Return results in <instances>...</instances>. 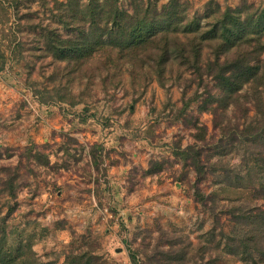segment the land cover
<instances>
[{
  "label": "rangeland",
  "instance_id": "obj_1",
  "mask_svg": "<svg viewBox=\"0 0 264 264\" xmlns=\"http://www.w3.org/2000/svg\"><path fill=\"white\" fill-rule=\"evenodd\" d=\"M64 1L0 0V238L7 248L21 244L49 264H203L218 253L213 264H249L223 244L244 227L220 212L225 200L214 208L218 218L195 200L194 173L175 154L194 142L193 123L206 127L213 147L223 139L202 106L218 93L215 81L172 52L156 63L152 48V55L109 48L81 61L53 57L39 25L62 37L82 27ZM209 1L179 0L204 27L218 15ZM212 1L221 9L264 8V0ZM203 45L205 63L213 58ZM262 96L264 105V88ZM239 114L233 106L226 112L231 123L244 120ZM223 152V164L239 166V154ZM215 182L207 175L200 188L216 195Z\"/></svg>",
  "mask_w": 264,
  "mask_h": 264
},
{
  "label": "trees",
  "instance_id": "obj_2",
  "mask_svg": "<svg viewBox=\"0 0 264 264\" xmlns=\"http://www.w3.org/2000/svg\"><path fill=\"white\" fill-rule=\"evenodd\" d=\"M208 3L216 7L218 15L204 27L199 16L188 18L185 2L179 0L159 6L155 0H127L126 5L120 0H65L59 3L65 12L74 22H82L77 34L62 37L48 24H40L39 33L55 58L81 61L109 48L122 54L127 51L126 55L144 50L152 55L151 50L156 49V63L167 62L172 52L198 77L206 75L215 81L218 93L210 94L202 106L214 116L213 128L226 142L220 139L213 147L206 139V127L193 123L194 142L175 154L194 173L195 200L207 206L214 218H218L215 206L225 200L222 207L226 211L220 212L230 214L233 224L244 227L242 234L225 235L224 250L243 263L254 264L264 260V8L242 5L221 9L212 0ZM205 42L213 59L203 63ZM208 102L215 103L205 107ZM247 104L255 116H248ZM229 106L240 111L236 120H244L231 123L226 115ZM223 147L239 154V166L223 164L228 151L223 152ZM207 175L215 177L216 195L205 194L200 188ZM221 254L203 264H213ZM0 264L49 263L25 253L21 244L11 252L1 237Z\"/></svg>",
  "mask_w": 264,
  "mask_h": 264
},
{
  "label": "crops",
  "instance_id": "obj_3",
  "mask_svg": "<svg viewBox=\"0 0 264 264\" xmlns=\"http://www.w3.org/2000/svg\"><path fill=\"white\" fill-rule=\"evenodd\" d=\"M220 1H222V0H219V2H220ZM229 1H230V0H229ZM233 3H235V1H234Z\"/></svg>",
  "mask_w": 264,
  "mask_h": 264
}]
</instances>
